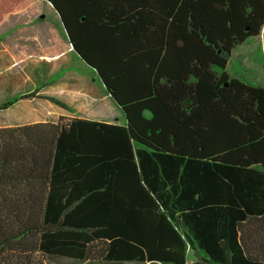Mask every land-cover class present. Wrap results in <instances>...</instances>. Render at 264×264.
I'll return each instance as SVG.
<instances>
[{
	"label": "trees",
	"instance_id": "obj_1",
	"mask_svg": "<svg viewBox=\"0 0 264 264\" xmlns=\"http://www.w3.org/2000/svg\"><path fill=\"white\" fill-rule=\"evenodd\" d=\"M44 1L125 124L0 128V264H186L190 247L193 264H264L240 231L264 219V88L225 71L264 0ZM42 88L0 111H69Z\"/></svg>",
	"mask_w": 264,
	"mask_h": 264
},
{
	"label": "rangeland",
	"instance_id": "obj_2",
	"mask_svg": "<svg viewBox=\"0 0 264 264\" xmlns=\"http://www.w3.org/2000/svg\"><path fill=\"white\" fill-rule=\"evenodd\" d=\"M17 1H21V5L24 0L12 2L20 8ZM12 3L6 2L0 11V103L15 94H29L51 83L43 92L58 98L69 108L65 116L57 115V123L63 124L72 117H93L122 124L121 111L107 96L92 70L69 52L53 9L43 0H25L20 10ZM12 8L16 10H9ZM262 41L264 34L248 39L232 52L225 70L230 79L264 88ZM59 51L63 52L60 58H51L53 52ZM55 108L36 97L21 100L10 109L0 111V128L43 123L44 118L51 123V109ZM44 264L83 263L49 258Z\"/></svg>",
	"mask_w": 264,
	"mask_h": 264
},
{
	"label": "crops",
	"instance_id": "obj_3",
	"mask_svg": "<svg viewBox=\"0 0 264 264\" xmlns=\"http://www.w3.org/2000/svg\"><path fill=\"white\" fill-rule=\"evenodd\" d=\"M260 34L261 35L264 34V25L262 27V30H261ZM262 42H263L262 44H264V41H262ZM67 46L69 47L68 42H67ZM69 52L76 58L74 53L70 50V47H69ZM62 55H63V52H61V51L53 52L51 58L56 60V59L60 58ZM47 60H49V59H47ZM24 76L27 79H29L28 75H24ZM95 78H97V77L95 76ZM96 80L99 82V84L102 86V88L104 89L105 93L107 94L104 86L100 83V81L98 79H96ZM49 85L51 86V83L43 85L42 86L43 88L41 89V91L37 92L36 95H46V96H50V97L56 98V97H54L52 95H49V94L43 92L47 87H49ZM36 89H38V88H36ZM36 89H34V91H36ZM28 93H31V92H28ZM23 95H26V94H23V93L20 94L19 93L18 95L15 94L14 97L23 96ZM107 96H109V95L107 94ZM56 99H58V98H56ZM22 100H24V99H22ZM41 100H43V99H41ZM19 101H21V100H19ZM44 101H46V100H44ZM46 102L50 103L49 101H46ZM15 104H17V102ZM56 107H57V109L55 108V110L51 109V114H50V118H51L50 122L51 123H49V124H53V125L58 124L56 122V119L58 118L57 115L65 116L64 112L67 111V110H65V109H63V108H61L59 106H56ZM10 108H8V109H10ZM71 119H83V120L96 121V122L107 123V124H114V123L104 122V121H101V120L93 118V117H88V118H86V117H72V118H69V120H67V121H70ZM67 121H65V123H63V124H66ZM43 123H47V119L46 118H44ZM34 124H40V123H34ZM124 124H125V119H124V116H123V123L122 124H118V125H124ZM18 126H23V125H18ZM15 127H17V126H15ZM263 224H264V219L258 217L255 220L242 222L241 225H240L241 238H243V241L245 242V244H247V246H246L247 254L249 256H254L259 261H263V259H264V238H263V240H261L262 235H261V229L259 227L260 225H263ZM261 243H262V245H261ZM203 257H204V254L201 251H199L196 248H191L190 247L186 251V264H193V263H196V262H200V261H202Z\"/></svg>",
	"mask_w": 264,
	"mask_h": 264
},
{
	"label": "water",
	"instance_id": "obj_4",
	"mask_svg": "<svg viewBox=\"0 0 264 264\" xmlns=\"http://www.w3.org/2000/svg\"><path fill=\"white\" fill-rule=\"evenodd\" d=\"M44 1V0H43ZM56 14V13H55ZM58 17V16H57ZM61 27H62V25H61ZM62 30H63V33H64V35H65V37H66V33H65V30L63 29V27H62ZM66 40H67V37H66ZM68 41V40H67ZM69 47H70V50L72 51V47L69 45ZM73 52V51H72ZM74 53V52H73ZM74 55L76 56V58L86 67V68H88V69H90L91 70V68H89L86 64H85V62H83L81 59H80V57L77 55V54H75L74 53ZM105 88V87H104ZM110 97V96H109Z\"/></svg>",
	"mask_w": 264,
	"mask_h": 264
}]
</instances>
